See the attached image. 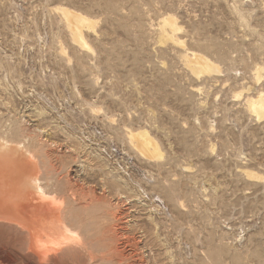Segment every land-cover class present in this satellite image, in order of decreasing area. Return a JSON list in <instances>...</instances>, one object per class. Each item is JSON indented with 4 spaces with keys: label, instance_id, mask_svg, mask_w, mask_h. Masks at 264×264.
Wrapping results in <instances>:
<instances>
[{
    "label": "rangeland",
    "instance_id": "obj_1",
    "mask_svg": "<svg viewBox=\"0 0 264 264\" xmlns=\"http://www.w3.org/2000/svg\"><path fill=\"white\" fill-rule=\"evenodd\" d=\"M62 8L93 21L86 46ZM191 50L219 71L194 72ZM260 93L264 0H0V126L29 127L49 199L82 207L66 235L96 236L83 264H264Z\"/></svg>",
    "mask_w": 264,
    "mask_h": 264
},
{
    "label": "bare ground",
    "instance_id": "obj_2",
    "mask_svg": "<svg viewBox=\"0 0 264 264\" xmlns=\"http://www.w3.org/2000/svg\"><path fill=\"white\" fill-rule=\"evenodd\" d=\"M61 10L63 11V14L66 18L65 20L67 21L68 26L73 33L75 41H78L80 45L82 44L86 46L87 42L85 43L82 41V29L83 27L91 28L93 25V21L81 14H77V12L75 13L71 11L68 8H62ZM173 17L170 15L168 17L166 16V18L163 17L164 19L161 18V20L163 21L164 25H169L173 30H177L176 21ZM192 51L193 50H191V52ZM196 52L197 51H195L194 53L193 51L192 54L190 53L191 57L189 58V62L193 64V66L191 67L193 68L194 72L211 73L214 71H219L217 65L211 62L207 57L200 55ZM183 60L186 61L187 59L185 60L184 58ZM246 101H248L249 104L247 107H250L251 110L254 111V113L256 112L257 115H259L260 117L264 116V93H260L257 97H249L246 99ZM1 126L0 263L83 264L81 256L82 249H87L89 251L90 260L94 261L95 257L92 254V251L97 247V243L99 244L95 235L92 236L90 240L86 242L78 241L80 238L76 239L78 242L72 241L66 235L70 228L72 230L73 228H78L81 226V220L79 218L80 215L78 214V212L81 211L80 209L82 207L79 210L78 208H76V215L72 212V216L67 217L66 215L68 214L65 215L63 212H61L63 208H57L54 205L53 200L49 199V193H47L46 189L42 186L44 183L41 185V181L45 179L41 180L40 171L38 170L39 167L36 166V160L34 162V155H32L33 153L31 145H33L34 142V135L31 132V129L27 126L23 127V140L16 141L18 130H12V132H5L1 129ZM130 137V139H132V142H135L134 144L136 145V147L148 156H156L159 153V149L156 144L157 142L152 139L148 131L141 130L133 132L131 130ZM93 195L95 196V194ZM52 196L54 197V195ZM94 196H92L91 198H93ZM93 199L95 200V197ZM94 200L92 202H95ZM55 201H57V199ZM88 204H92L91 200L90 202H88ZM91 225L92 227H94V224ZM102 241L103 240H101V242ZM8 250L12 252H24L26 255L20 254L21 256L16 259L13 255L11 256L5 253V251ZM51 251H56V253L52 256L50 255ZM30 256L33 258V260H31Z\"/></svg>",
    "mask_w": 264,
    "mask_h": 264
}]
</instances>
